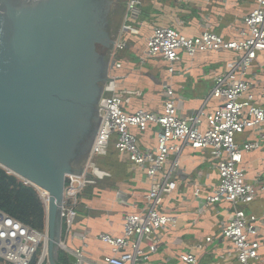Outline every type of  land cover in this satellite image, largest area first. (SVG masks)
I'll list each match as a JSON object with an SVG mask.
<instances>
[{
  "label": "built area",
  "instance_id": "1",
  "mask_svg": "<svg viewBox=\"0 0 264 264\" xmlns=\"http://www.w3.org/2000/svg\"><path fill=\"white\" fill-rule=\"evenodd\" d=\"M255 2V8L241 18L242 27L235 29L238 41H225L207 30L200 36L186 37L172 28L159 26L153 27L145 40L140 62L159 58L167 64L169 75L175 73V64L184 56L192 59L196 54L216 51L235 54L230 70L213 78L209 99L218 103L212 110L200 109L192 115L180 116L176 95L168 86L160 114L144 110L127 113L122 109L123 104L135 93L119 90L124 77L116 71L122 68L121 64L116 61L109 72L97 106L99 122L88 156L78 172L65 178L60 217L66 234L77 216V196L87 187L111 177L96 162L107 155L110 147L142 171L149 183L143 209L122 217L123 235L97 236L110 252L100 264H145L162 243L158 233L177 228L178 219L161 212L160 207L162 199L176 190L173 172L179 167L185 150L207 152L218 175L217 184L203 198L195 215L202 216L215 204L228 206L226 219L220 223V238L228 247L218 256V262L257 264L262 259L264 235L260 230L264 228V220L242 210L259 192L264 193V180L247 182L243 168L244 155L259 150L264 141V106L257 103L264 100V86L255 93L257 82L250 77L258 55L264 52V0ZM141 5V0H128L113 55L124 49L119 38L129 32V12ZM150 128L155 130V146L141 147L138 134ZM248 131L256 132L255 139L240 143L238 138ZM170 157L172 161L166 169ZM36 190L46 208L48 194ZM200 192L195 188L193 197L199 198ZM46 236V228L40 233L0 212V259L7 264H31L38 250L41 251L37 264H48ZM212 242V238H206L192 252L178 254L177 264H198L204 246ZM60 246L61 251L74 259L72 264H91L82 247L68 248L63 241Z\"/></svg>",
  "mask_w": 264,
  "mask_h": 264
},
{
  "label": "crops",
  "instance_id": "2",
  "mask_svg": "<svg viewBox=\"0 0 264 264\" xmlns=\"http://www.w3.org/2000/svg\"><path fill=\"white\" fill-rule=\"evenodd\" d=\"M141 1L139 17L129 20V32L119 38L124 43V49L116 53L117 63L122 67L116 72L124 77L119 90L135 93L129 97L128 103L123 104L122 109L127 113L144 110L160 114L165 89L170 86L176 95L180 116L192 115L200 109L212 110L218 103L209 99L213 78L230 70L235 54L231 51H216L196 54L192 59L184 56L175 64V73L169 75L167 64L159 58L140 62L145 40L153 27L159 26L172 28L186 37H197L207 30L225 41H238L240 38L235 29L242 27L240 20L255 8V0ZM144 13L145 17H142ZM250 77L257 82V89L254 88L256 93L264 86V52L258 55L250 70ZM257 103L264 106V100ZM255 136L256 132L248 131L238 140L240 143L248 139L252 141ZM154 138L155 130L152 128L146 133L138 134L141 147L153 148ZM120 159L121 182L126 184L118 182L114 190H101L99 188H104L101 185L97 187L99 190L93 189L91 198L86 201L85 196L84 204L78 207L77 210L81 212H78L71 229L62 236V241L68 248L82 247L91 264H100L110 254L108 247L97 236L108 234L121 237L122 217L138 213L144 206L148 180L126 157L121 156ZM171 161L172 157L169 158L166 169H169ZM76 167L78 168L74 167L75 170L80 169L79 166ZM243 168L247 182L264 180V141L259 150L244 155ZM173 179L176 190L162 199L160 211L175 216L178 225L175 230L167 229L158 233L162 243L157 253L145 264H177L178 254L192 252L194 246L204 243L206 238H212L213 242L204 246L203 253L198 257V264H222L217 258L228 247L220 238V223L226 219L227 204H215L202 216L195 215L203 198L211 193L218 182L217 172L208 153L185 150L180 157L179 167L173 172ZM103 182L105 181L101 183ZM195 188L201 190L199 198L193 197ZM242 210L264 220V193L259 192L255 200L250 205L243 206ZM260 233L264 235V228ZM262 255L257 264H264V254ZM224 264L231 263L227 261Z\"/></svg>",
  "mask_w": 264,
  "mask_h": 264
},
{
  "label": "water",
  "instance_id": "3",
  "mask_svg": "<svg viewBox=\"0 0 264 264\" xmlns=\"http://www.w3.org/2000/svg\"><path fill=\"white\" fill-rule=\"evenodd\" d=\"M140 12L133 8L129 20ZM103 13L98 0H0V168L48 194V264L61 250L65 178L79 171L72 161L95 113L88 156L117 61L96 51L109 39Z\"/></svg>",
  "mask_w": 264,
  "mask_h": 264
},
{
  "label": "trees",
  "instance_id": "4",
  "mask_svg": "<svg viewBox=\"0 0 264 264\" xmlns=\"http://www.w3.org/2000/svg\"><path fill=\"white\" fill-rule=\"evenodd\" d=\"M143 13V12H142ZM142 17H145V13L142 14ZM132 22V21H130ZM129 25V23H127ZM121 155L115 152L111 147L105 157L99 158L97 166L99 169L110 172L112 178L105 179L97 182L95 186H89L84 191L77 196V205L76 212L78 214V207L84 204L85 196L87 200L91 198V192L93 189L97 190L101 185L104 188H99L101 190H114L116 183L121 182L123 178H120V169L119 163ZM122 161V160H121ZM124 183L125 182H121ZM99 186V187H98ZM98 187V188H97ZM98 189V190H99ZM102 192V191H100ZM0 212L18 220L24 225L40 232L44 233L46 228V208L39 197L37 190L17 179L16 177L8 174L6 171L0 168ZM65 235V226H62V236ZM40 252L38 250L37 255L33 259L31 264H37ZM0 264H7L2 259H0ZM46 264V263H45ZM57 264H71L69 256L63 252H58V261Z\"/></svg>",
  "mask_w": 264,
  "mask_h": 264
},
{
  "label": "flooded vegetation",
  "instance_id": "5",
  "mask_svg": "<svg viewBox=\"0 0 264 264\" xmlns=\"http://www.w3.org/2000/svg\"><path fill=\"white\" fill-rule=\"evenodd\" d=\"M102 4V11L103 13V23L108 21L109 26L107 29L109 39L103 42H100L96 45V51L103 59H108L110 55L112 57L116 56L113 55L114 49L112 46L113 40L121 33L123 27V13H124V0H98ZM111 6L114 9L113 13H108V7ZM96 115L94 113L93 118H90V130L88 133L84 134L81 138V141L78 143V147L75 151V156L72 161L73 166L83 165L86 157V152L89 148V143L92 139V136L95 132V121ZM92 132V134H91ZM88 143V144H87ZM86 145V146H85Z\"/></svg>",
  "mask_w": 264,
  "mask_h": 264
},
{
  "label": "rangeland",
  "instance_id": "6",
  "mask_svg": "<svg viewBox=\"0 0 264 264\" xmlns=\"http://www.w3.org/2000/svg\"><path fill=\"white\" fill-rule=\"evenodd\" d=\"M129 26V25H128ZM73 167H75V168H78V167H76V166H73ZM79 167H80V165H79ZM120 178H122V175L120 174ZM126 184V183H125ZM116 188V187H115ZM41 250H39V252H40ZM174 263V262H173Z\"/></svg>",
  "mask_w": 264,
  "mask_h": 264
}]
</instances>
